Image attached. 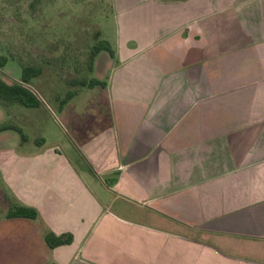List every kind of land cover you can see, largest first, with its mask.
<instances>
[{
  "label": "crops",
  "instance_id": "1",
  "mask_svg": "<svg viewBox=\"0 0 264 264\" xmlns=\"http://www.w3.org/2000/svg\"><path fill=\"white\" fill-rule=\"evenodd\" d=\"M110 10L111 53L0 148V264H264V0Z\"/></svg>",
  "mask_w": 264,
  "mask_h": 264
},
{
  "label": "rangeland",
  "instance_id": "2",
  "mask_svg": "<svg viewBox=\"0 0 264 264\" xmlns=\"http://www.w3.org/2000/svg\"><path fill=\"white\" fill-rule=\"evenodd\" d=\"M110 1L0 0V63L5 59L0 65V80L8 86L28 87L59 117L56 98L67 99L72 81L87 77L71 73L84 70L91 48L97 47L109 32ZM24 108L16 102L0 105V126L20 129L0 132V148L22 153ZM33 114H37L40 124L43 122V131L50 137L55 129L48 115L42 111Z\"/></svg>",
  "mask_w": 264,
  "mask_h": 264
},
{
  "label": "trees",
  "instance_id": "3",
  "mask_svg": "<svg viewBox=\"0 0 264 264\" xmlns=\"http://www.w3.org/2000/svg\"><path fill=\"white\" fill-rule=\"evenodd\" d=\"M101 50H106L111 53V49L106 42H101L97 47L93 49L92 57ZM5 59L1 60L0 65L4 64ZM27 83V81H23ZM92 84H99L98 81L92 82ZM91 85V84H90ZM5 102H16L20 103L25 107H38L41 104V101L35 96V94L26 86L23 85H12L8 86L3 81L0 80V105L4 107ZM13 129L20 132V129H17L13 126H0V132ZM22 138H25L22 134ZM10 218H27V219H36L37 213L25 207H17L14 211L9 214ZM46 243L50 247H57L60 245L70 244L72 238L70 235H61L55 236L51 233H48L45 236Z\"/></svg>",
  "mask_w": 264,
  "mask_h": 264
}]
</instances>
